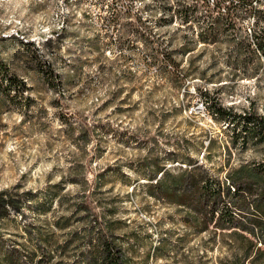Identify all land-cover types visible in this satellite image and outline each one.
Returning <instances> with one entry per match:
<instances>
[{
    "label": "rangeland",
    "instance_id": "1",
    "mask_svg": "<svg viewBox=\"0 0 264 264\" xmlns=\"http://www.w3.org/2000/svg\"><path fill=\"white\" fill-rule=\"evenodd\" d=\"M191 4L199 17L186 22ZM208 4L0 0V81L14 74L26 84L23 97L0 88V202L17 196L22 208L0 206V264L14 253L32 264L38 233L52 239L47 264H86L90 243L72 235L94 212L128 264H264V139L245 140L209 110L218 101L264 115V54L251 44L264 31V0L240 7L257 10L250 16L222 19L205 43ZM188 157L226 186L239 171L245 193L228 200L240 227L218 226L220 211L197 219L145 186L155 168L176 175ZM29 192L42 210L28 207ZM85 198L91 215L75 209Z\"/></svg>",
    "mask_w": 264,
    "mask_h": 264
},
{
    "label": "trees",
    "instance_id": "2",
    "mask_svg": "<svg viewBox=\"0 0 264 264\" xmlns=\"http://www.w3.org/2000/svg\"><path fill=\"white\" fill-rule=\"evenodd\" d=\"M203 3L208 2L212 4V8L207 10L208 14H204L206 16L205 22L208 27H205L204 31L200 32L201 40L205 43L211 41H215V35L213 34L216 29H219L222 19L230 21L231 19H237L238 14H245L250 16L252 13L257 12L254 8H247L245 10H241V6H247L252 4L255 0H202ZM191 4L188 6V14L185 13V21L190 22L193 19H197L199 17L196 15L197 7L196 5ZM191 7V9L189 8ZM190 10V12H189ZM260 11V10H258ZM215 13L216 16H213ZM208 19V20H207ZM231 23V22H230ZM231 28L230 26H228ZM213 31L210 33L207 31ZM251 44H255L258 50L262 51L264 54V31L261 32L254 31L252 32V41ZM169 59V58H167ZM173 66L177 65L175 60H169ZM22 80H20L14 74H6L2 77L0 81V88L4 90L5 94L8 97H18L24 96V88H26V84H22ZM23 86L24 88L22 89ZM204 94L207 91L202 92ZM27 105H30L29 103ZM209 110L215 119H221L224 122L228 123V126L233 127V129L240 128L241 132H244V139L250 138L252 141H262L264 139V115L259 113H254L251 110H246L244 112H237L233 108H226L218 101H212L209 106ZM234 137L238 136V133H233ZM192 158L188 157V166L186 169L182 170L179 174H172L165 168V166H158L155 168V175H150L149 179L151 182H147L145 186L148 187L150 191L155 189L156 191L153 193L161 194V197L168 199L170 202L186 205L190 210L196 213L197 219H202V217H206L210 214L211 219L215 216L217 212H222V222H219L218 226L222 228H231V227H240L238 224H234L233 220L229 217L231 213H233V207L231 201L228 200L231 194L237 196L239 194L245 193V187L242 181L237 179L239 171L237 170V177L231 176L227 181H230L229 185H225V182L221 181L219 178L209 174V172H205L202 170V164H198L192 166ZM158 173H162L159 178H157ZM236 173V171H235ZM100 174V177H102ZM258 172H255V169L251 168L248 170V175L250 177L255 176ZM242 179V178H241ZM86 183L88 187L91 186L87 179ZM232 184V185H231ZM135 187H133L134 189ZM151 192V193H152ZM7 191H1L0 197L3 198ZM30 195L28 207L32 209L33 207L39 206V209L42 210L43 205L38 199L37 195H34L33 192L27 193ZM155 195V194H154ZM87 196V195H86ZM93 202L88 198H85L76 206V210L83 209L86 211L88 215H91L92 211H94L95 207L92 204ZM0 206L6 208L10 207L20 213L21 205L18 197L9 196L7 200H2L0 202ZM258 208H261L264 214V206H260L257 204ZM231 212V213H230ZM94 220L90 222L88 226L85 227L84 233L79 235V232H74L72 235V239H76L77 237H83L90 243V248L85 250H81V254L83 256L86 264H128L127 258L123 254L121 248L117 247L113 241L109 240L107 237V233L103 232V228H98L103 223H106L105 218H101L99 212H94ZM105 217V216H104ZM101 218V220H100ZM204 220V219H202ZM60 221H56V224L60 227ZM67 221H63V225L66 224ZM98 228V229H97ZM248 229V228H245ZM97 231V236L93 233ZM249 233L255 234V230H247ZM28 232L30 235H33L32 230L29 228ZM37 235V234H36ZM40 237L36 238V243H34V250L29 252L27 257H30L29 262L32 264H47L49 263V259L46 256V252L44 247L46 245L51 244L50 236H42V233H38ZM43 237V238H42ZM245 237L249 242H252L248 236ZM96 240V243L94 241ZM73 241V240H72ZM262 244H264V238L260 240ZM70 242L67 240V245ZM18 245H23L18 243ZM65 247L61 246L60 252L65 251ZM19 248L14 247V251H19ZM40 252V254H39ZM6 261H9V264H24L21 259V256L18 253H14L12 257L8 260V257H5ZM59 263V262H58ZM242 264H245L244 262Z\"/></svg>",
    "mask_w": 264,
    "mask_h": 264
},
{
    "label": "built area",
    "instance_id": "3",
    "mask_svg": "<svg viewBox=\"0 0 264 264\" xmlns=\"http://www.w3.org/2000/svg\"><path fill=\"white\" fill-rule=\"evenodd\" d=\"M197 108H198V109H204L205 106H203V104H200V103H199L198 106H197Z\"/></svg>",
    "mask_w": 264,
    "mask_h": 264
},
{
    "label": "bare ground",
    "instance_id": "4",
    "mask_svg": "<svg viewBox=\"0 0 264 264\" xmlns=\"http://www.w3.org/2000/svg\"><path fill=\"white\" fill-rule=\"evenodd\" d=\"M201 104H203V103H201ZM203 106H204V104H203Z\"/></svg>",
    "mask_w": 264,
    "mask_h": 264
}]
</instances>
